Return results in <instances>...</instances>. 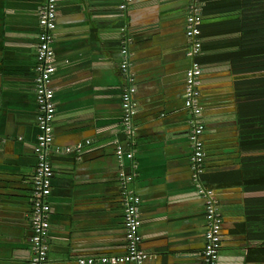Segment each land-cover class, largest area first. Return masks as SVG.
Wrapping results in <instances>:
<instances>
[{
	"label": "crops",
	"instance_id": "crops-1",
	"mask_svg": "<svg viewBox=\"0 0 264 264\" xmlns=\"http://www.w3.org/2000/svg\"><path fill=\"white\" fill-rule=\"evenodd\" d=\"M198 1L205 26L198 89L205 160L199 184L215 191L224 219L218 264H264V246L256 236L264 222L254 203L264 200V193L257 189L258 170L246 168L259 153L243 150L237 79L228 57L241 40L236 26L223 25L239 16L215 11L241 0ZM44 2L0 0V264H29L31 258L38 134L34 68ZM123 2L58 0L54 147L90 145L81 156L51 155L55 176L46 264L125 254L120 176L132 172L141 200L144 264H202L205 201L193 180L194 118L185 108L190 0H132L121 11ZM124 48L129 77L120 67ZM129 88L130 138L122 122V95Z\"/></svg>",
	"mask_w": 264,
	"mask_h": 264
},
{
	"label": "built area",
	"instance_id": "built-area-1",
	"mask_svg": "<svg viewBox=\"0 0 264 264\" xmlns=\"http://www.w3.org/2000/svg\"><path fill=\"white\" fill-rule=\"evenodd\" d=\"M132 0H124L120 6L125 11ZM58 17V0H45L38 18L39 35L36 46L35 63V101L37 113L35 124L38 134L34 144L36 167L31 189L32 229L30 240L31 258L29 264H46L50 251L51 208L53 180L55 176L51 155L77 154L81 156L84 148L90 142L79 143L73 148L54 147V122L56 116L55 94L52 89L54 74V31ZM203 25L202 8L198 0H190L189 13L186 19L185 34L191 45L187 52L191 65L186 72L185 108L193 116V133L190 138L192 146V172L193 180L197 185V195L204 198L205 218L207 230L205 232V246L202 253V264H218L222 247L223 216L216 193L213 189L205 188L199 184L204 174V124L201 120L198 106V89L200 87L201 65L199 57L203 52V38L201 27ZM123 61L120 65L123 73L129 77L130 59L126 48L122 50ZM132 82V80H130ZM133 88H129L122 95V110L124 111V133L132 135L133 130ZM119 154V153H118ZM133 173V172H132ZM121 174L120 200L124 208V225L126 229V251L122 256H101L99 258L81 259L79 264H144L148 255L141 249L140 230L142 219L140 216L141 200L135 194L132 185L134 174Z\"/></svg>",
	"mask_w": 264,
	"mask_h": 264
},
{
	"label": "trees",
	"instance_id": "trees-1",
	"mask_svg": "<svg viewBox=\"0 0 264 264\" xmlns=\"http://www.w3.org/2000/svg\"><path fill=\"white\" fill-rule=\"evenodd\" d=\"M222 17L238 15L223 25L236 26L241 44L229 54L238 101V124L245 151H258L259 156L246 161V168L258 170L257 189L264 193V0H241L237 6L215 10ZM204 16V11H202ZM205 26L201 31L204 35ZM227 58V57H226ZM250 145H246V143ZM245 168V169H246ZM238 179V178H237ZM233 179L232 182H238ZM221 181V179H218ZM217 179L214 182H219ZM223 181V179H222ZM257 216L264 222V200L254 202ZM264 246V231L256 235Z\"/></svg>",
	"mask_w": 264,
	"mask_h": 264
},
{
	"label": "rangeland",
	"instance_id": "rangeland-1",
	"mask_svg": "<svg viewBox=\"0 0 264 264\" xmlns=\"http://www.w3.org/2000/svg\"><path fill=\"white\" fill-rule=\"evenodd\" d=\"M204 35H205V33H204Z\"/></svg>",
	"mask_w": 264,
	"mask_h": 264
}]
</instances>
